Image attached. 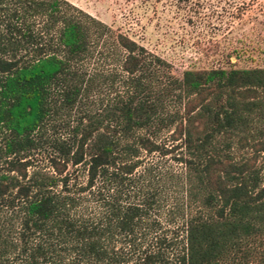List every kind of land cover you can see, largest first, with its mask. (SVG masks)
<instances>
[{"label":"trees","instance_id":"trees-1","mask_svg":"<svg viewBox=\"0 0 264 264\" xmlns=\"http://www.w3.org/2000/svg\"><path fill=\"white\" fill-rule=\"evenodd\" d=\"M226 4L240 17L264 0ZM104 47L115 68L91 64ZM167 65L67 0H0V264H225L255 252L264 128L249 155L230 148L264 118V65L179 77ZM174 149L178 169L141 155Z\"/></svg>","mask_w":264,"mask_h":264},{"label":"rangeland","instance_id":"rangeland-1","mask_svg":"<svg viewBox=\"0 0 264 264\" xmlns=\"http://www.w3.org/2000/svg\"><path fill=\"white\" fill-rule=\"evenodd\" d=\"M67 1L100 19L112 31L125 33L150 53L166 60L168 65L165 66V70L174 76L179 77L182 69L191 67L264 65V7L252 6L240 17H235L226 10V0ZM41 24L42 20L36 19L32 26L39 28ZM235 46L243 50L238 57H235L233 52L229 53ZM105 47L110 48V43H106ZM105 47L101 49V53L95 52L91 64L101 69L115 68L111 56L104 55ZM120 90L118 87V91ZM104 95L103 92L101 96L105 97ZM260 95L264 97V92ZM258 128H264V118L255 119L243 131L247 142L238 143L235 140L236 136L232 138L230 151L235 158L250 154L252 149L248 143L251 135L259 133ZM166 136V130L162 129L158 132L157 139H163L169 144ZM174 154H177V149L164 155L156 151L141 155L144 161L152 162L153 168L171 166L178 169L180 165L173 158ZM36 155L34 161L42 166L46 165L42 155ZM255 164L264 172V152L257 153ZM67 169L71 170L72 166L68 164ZM80 172L72 171L77 175V180L82 178ZM173 193L167 192L162 212L174 201ZM256 239H260V244H253L255 252L251 250L244 256H239L240 252L231 254L224 263L229 264L230 259L232 262L252 259L254 264H264L261 261L264 234Z\"/></svg>","mask_w":264,"mask_h":264}]
</instances>
